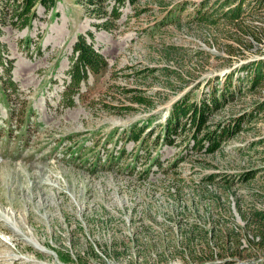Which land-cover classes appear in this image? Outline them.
<instances>
[{
    "label": "rangeland",
    "instance_id": "374dc122",
    "mask_svg": "<svg viewBox=\"0 0 264 264\" xmlns=\"http://www.w3.org/2000/svg\"><path fill=\"white\" fill-rule=\"evenodd\" d=\"M53 1L20 29L0 0V264H63L58 251L70 264H264V84L249 92L243 70L264 61V0H246L234 24L225 0H139L111 31L85 0ZM87 33L107 66L69 106L72 48ZM229 75L241 95L209 123L243 117L234 139L213 155L189 135L154 144L176 101Z\"/></svg>",
    "mask_w": 264,
    "mask_h": 264
},
{
    "label": "trees",
    "instance_id": "16d2710c",
    "mask_svg": "<svg viewBox=\"0 0 264 264\" xmlns=\"http://www.w3.org/2000/svg\"><path fill=\"white\" fill-rule=\"evenodd\" d=\"M139 0H85L86 10L91 14L97 24L93 26L111 31L116 26V21L121 17V9L126 5L135 6ZM12 7L15 24L18 22V28L23 29L29 26L30 20L34 18V7L40 5L47 11L54 8L53 0H13ZM246 0H225L221 5L224 8L222 14L225 21L229 23H237L240 20L244 10L242 6ZM108 10H106V8ZM91 33H87V37L79 35L73 44V60L69 70L70 82L66 86L65 99L69 106H73V99L77 94L80 85L88 79V74L98 75L107 66L105 59L96 52L87 39H92ZM249 72L248 82L250 83L249 92H253L261 84H264V61L258 60L252 62L248 67H243ZM232 78L229 75L226 79L225 86L222 89L217 87L211 88L208 92H202L198 100H191L188 95L182 100L176 101L170 108L168 114L162 118L163 123L160 131L155 135L154 144H164L166 146L178 147L175 139L189 135L188 142H191V150L202 155H213L222 145L234 139L241 131L243 125V117L231 118L224 122H218L210 125L214 113L222 110L236 96L241 95V88L233 86ZM180 80H183L180 77ZM10 87L14 89V85L10 82ZM128 93H133L131 99L132 104L143 106L147 109L153 108V103L150 99L141 95L137 91L126 90ZM136 93V94H135ZM138 93V94H137ZM106 108H109L108 105ZM157 116H151L147 122L140 128L134 127L127 131L126 141L137 143L141 141V136L144 131L151 128ZM155 127H152L153 131ZM156 166H159L157 158L153 159ZM250 177H246L248 180ZM208 181L212 178L208 177ZM262 213H254V216L260 218ZM94 256V254H93ZM58 260L63 264H70L72 258L69 253L57 252Z\"/></svg>",
    "mask_w": 264,
    "mask_h": 264
},
{
    "label": "bare ground",
    "instance_id": "6f19581e",
    "mask_svg": "<svg viewBox=\"0 0 264 264\" xmlns=\"http://www.w3.org/2000/svg\"><path fill=\"white\" fill-rule=\"evenodd\" d=\"M34 247H36L37 250H40V246L39 245H35Z\"/></svg>",
    "mask_w": 264,
    "mask_h": 264
}]
</instances>
